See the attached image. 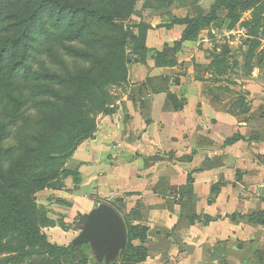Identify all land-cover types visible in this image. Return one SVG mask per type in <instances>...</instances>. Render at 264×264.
Listing matches in <instances>:
<instances>
[{
  "label": "rangeland",
  "instance_id": "obj_1",
  "mask_svg": "<svg viewBox=\"0 0 264 264\" xmlns=\"http://www.w3.org/2000/svg\"><path fill=\"white\" fill-rule=\"evenodd\" d=\"M72 1H91L93 6H97L103 11H106L104 8L111 9L115 7L108 6L110 0ZM111 2L115 5L117 4L116 9H112L118 12L117 15H115V22L121 23L122 26L118 28H123L125 31V47L123 48L126 50V59L128 57V59L130 58L133 60V63H127L128 73L126 79L116 82L107 81L105 73L103 74V72L105 71L108 58L106 55H102L101 52H95L91 54L93 57L89 65L86 63L74 69V75L80 77L82 81L87 82L88 77L82 74H85V71H88L90 68L98 66V70L94 71V74L98 77L97 85L93 88L92 93L86 91L87 95H85L79 91V88L75 87V83L73 85H68L75 94L69 95L67 88L61 86L57 81H53L52 83H40V86L48 91H44L45 95L43 96L34 97V91L31 85L29 88V95H26L28 98L32 97L30 103L27 105L31 108L26 109L27 111L24 117L21 118L15 126H7L6 129L11 134L0 146V150H6L12 146H19V143L32 132H36L35 134L37 135L42 133L44 136L43 150L39 154H29L27 157V164H29L28 168L21 169L19 172L20 174H27L28 176L41 170L58 169L62 172V181L59 182V184L62 185H58L57 187H54L55 185L49 186L48 188L37 191L35 194L36 212L38 213L36 218L40 224L42 233L47 235L48 241L58 245H75L80 247L74 253L62 257V264H76L81 261L83 255L87 252L91 253L94 258L99 259L101 264H109L116 259L119 261L121 260L124 249L129 242H132L134 246L143 244L140 240L143 232L135 226H147L146 224L149 220V207L145 202H142L144 200L142 196L138 198V196L134 195L127 199V195L122 196L125 193L118 191V188H122V181L120 182L121 179L117 180L115 178L118 176L117 170H120L127 180L128 176L131 174L130 168L132 167V163H130V165L127 163L125 167H121L118 165L119 161L125 160V158L130 160L131 157L138 156V153H129L127 156L121 153L118 157L115 155L116 146H119V141H114V138L113 141H109L112 136L104 138V132H101V130L99 131V127H103L104 116L112 115L113 113L106 114L102 111V108L105 106L109 108L116 106L115 113L118 107L122 105L123 110H121L120 115L126 118L131 116L132 113H129L130 110L128 109L127 111L125 106H138L137 103H145V100L149 101L152 99V95L159 93L165 95L167 94V90L173 92L167 85L164 75L161 74V70L158 68L159 66L156 65L154 59L155 55H153L152 52H148L145 58L141 57L139 51L134 48L135 42L133 39L127 38V35H136L139 37L146 27L148 30L154 26L157 28H170L168 24L175 18L207 14L211 11L215 3L214 0H130L126 3H120L118 0H116V2L111 0ZM252 2H254L252 7L240 12V18L233 28L229 26L230 20L227 18L228 11L225 8H220V10H218V20L202 29L199 33L202 37L208 36L211 38L206 45L203 42L199 46L201 48V55L207 60H210V64L216 56L225 54L229 64L227 73H230L231 70L234 71V68L237 67V70L234 71L231 76V79H237V81L225 82V84L229 83V85H233L235 88H241V85L244 83L241 77L243 72L249 73V70L254 65L264 66V21L261 17V15L264 16V0H260L258 3L256 0H252ZM50 23L51 21L49 20V24ZM107 32L112 33L114 37L121 36L119 29L115 30L112 26L102 24L92 27V34L89 36L75 40L72 43H70L69 40H61L56 37L43 38L40 51L36 58L38 69H42L41 62H43V59L48 62L50 58L54 59L60 55H64L67 52L66 49L70 46L74 47L75 50H72V52L78 56H80L81 53L90 54L88 52L94 50L92 45L93 40L97 36ZM199 36H197L196 39H198ZM196 39L194 41H196ZM255 39L260 40L261 45L257 49L252 61H247L245 54H248V50L250 49L249 46ZM42 52L45 53L41 54ZM76 59L79 60V58ZM235 62L236 64L234 67L230 68L231 63L234 64ZM209 69L212 68L210 67ZM212 75V71H208L201 77V79L205 81L206 86L214 87V76ZM139 76L142 78L141 81H138ZM2 83L3 82L0 81V127L2 124L9 123L15 108V103L12 99L7 95L4 97V95L1 94V91L5 92V87ZM180 84L181 81L177 78L171 83L174 87L180 86ZM185 88L187 89L188 85H186ZM233 90V95L226 94L225 96L233 99L235 97V92H238L237 89ZM37 91L38 89H36L35 92ZM210 91L213 95L212 98L215 100V94L218 93L213 92V89H210ZM53 92L56 93L55 97L52 96ZM39 99L43 102L42 109L32 107V105H36L37 102L39 103ZM230 101L231 99L228 101V104ZM55 103H74L76 108H83L82 110H84L83 112H85V114L84 118H80V124L84 125H78L77 112L73 111L72 114L74 117L69 121L71 127L65 126L66 129L64 127H58L59 130L56 135L45 139L46 137L43 132L49 130L53 118V115L49 114V108ZM61 121L64 122V119ZM94 123L96 125V130L93 131L91 135H94V137L83 138L79 141V138H81L79 137V132L82 130L81 128H87ZM116 124L119 127L118 121ZM111 127L112 130L118 129L116 125ZM121 128L120 125V129ZM96 136L100 138L98 140V142L101 143L100 150H108L103 159L109 165V171L107 175L106 173L105 175L97 173L94 179L86 183L87 186L81 188L82 192L78 196L81 204L74 207L72 202H70L72 193L66 189L65 179L69 178L70 184L74 183L77 185L83 183V178H86L88 175L87 173L81 174L79 170L81 164L77 165L76 163H72V157L67 158L63 156L62 153L56 154V152L65 149V147L69 145L72 148L76 147V149L82 148L81 145L86 143V141L93 140ZM107 144H109L110 148L106 146ZM112 147L113 151H111ZM69 150L66 152H69ZM80 163L83 164V162ZM17 165L18 162L16 160L9 159L5 164V171L12 173ZM63 170L70 173V175L63 178ZM79 175L84 177H79ZM76 178H79V182L75 180ZM72 187L75 188L73 185ZM152 188L155 189V191H160V193L164 195L170 191L169 186L164 181L159 182L157 186ZM183 192H185V187L176 189V196L173 198L175 202L181 204V212L183 213V210H185L188 214L199 213L197 207L201 208L202 205L194 204V201H185ZM172 203L173 200L169 199L166 202L167 205H171ZM81 215L87 217L86 222H80ZM43 217L50 221L42 223ZM115 217L121 218L124 222L126 228V241L118 247H110L107 253H103L101 251L104 247V243L101 237H95L89 240L87 237H83V234L88 228H91L100 220L107 221ZM242 227H244V225ZM260 228L256 226L253 229H249V227H247V229H240L236 241H233L232 246L228 243L222 252L220 247L215 246H205L202 248V252L199 247L193 251L188 250L183 245L179 246L178 241L180 238L174 239L173 237L172 239L167 237V239L170 240L171 243H177V247H166L164 249V247H161V245H165L164 236L159 238L152 235V237L145 241L146 246H149V252L153 250L154 253L153 255L150 252L147 259L149 257L153 258L152 261H149L147 264H264V229ZM167 234V236H170V233ZM129 236H132L133 239L129 240ZM195 239L199 241L198 237ZM0 243L7 244L8 247L5 250H10L0 255V264H40L44 256H46V254L32 253L35 249L30 246L21 250L22 241L15 232L0 233ZM190 257H193V259H190Z\"/></svg>",
  "mask_w": 264,
  "mask_h": 264
},
{
  "label": "crops",
  "instance_id": "obj_2",
  "mask_svg": "<svg viewBox=\"0 0 264 264\" xmlns=\"http://www.w3.org/2000/svg\"><path fill=\"white\" fill-rule=\"evenodd\" d=\"M184 29L185 26L179 24L170 28L151 27L146 44L149 48L163 50L166 45L172 46L179 40ZM210 39L200 35L196 41H184L177 53L176 65L158 67L170 89L179 98L186 99L181 110L173 109L166 94L159 93L145 103H137L138 106H125L132 113L126 118L120 115L121 105L112 115L104 116L103 127H99L106 136L104 138L112 136L109 141L113 138L119 141L115 150L117 157L121 153L124 156L138 153L130 160L119 161L121 167L127 163H132V167H129L131 174L127 180L123 172L117 170L115 178L122 181L118 191L125 193L122 196L127 195L126 199L134 195L143 197L142 202L149 207L147 239L152 235L164 236L165 245H161L164 249L177 247V243L167 239L173 237L180 238L179 246L188 250L199 247L201 251L205 246H215L222 252L228 243L232 246L236 241L240 229L256 226L264 229V224L258 220H250L251 214L264 210V66L254 65L249 73L243 72L241 88L225 84L237 81L231 79L237 67L230 73L209 69L210 60L201 55L199 46L203 42L206 45ZM235 64L231 63L230 68ZM208 71L213 73L214 87L206 86L201 79ZM176 78L181 84L174 87L171 83ZM141 80L139 76L138 81ZM210 89L218 93L215 100ZM233 89L238 91L233 99L225 96L233 95ZM113 125L118 129L112 130ZM235 134L240 139L226 144L225 141ZM99 139L96 136L86 141L72 156V163L81 164V174L88 175L86 178L79 175L83 183L77 185L70 184L69 178L65 179L74 207L81 204L78 197L81 188L87 186L97 173L107 175L109 171V165L103 159L108 150H100ZM106 146L110 148L109 144ZM162 181L170 188L165 195L152 188ZM184 187V200L202 205L197 207L199 213L188 214L183 210V214L181 204L173 199L176 189ZM213 187L215 191H212ZM168 199L173 200L171 205L166 204ZM150 252L154 255L153 250Z\"/></svg>",
  "mask_w": 264,
  "mask_h": 264
},
{
  "label": "trees",
  "instance_id": "obj_3",
  "mask_svg": "<svg viewBox=\"0 0 264 264\" xmlns=\"http://www.w3.org/2000/svg\"><path fill=\"white\" fill-rule=\"evenodd\" d=\"M130 0H118L120 3H126ZM215 3L211 11L207 14H200L194 17H178L168 24L172 27L175 24L184 25L182 36L179 40L174 41L173 46L166 45L163 50L149 48L146 44L147 31L146 27L142 34L127 35V38L133 39L135 42L134 48L139 51L141 57H146L148 52L155 55L157 66H174L177 63V53L181 51L184 41L195 40L200 31L205 27L210 26L218 20V10L225 8L227 18L230 20L229 26L233 28L240 18V12L252 7V0H214ZM260 0H256L258 3ZM116 2V0H114ZM108 6L114 8L101 10L97 6H93L91 1L73 2L72 0H0V81L5 87V92L1 91L4 97L7 95L15 103V108L8 124H2L0 127V146L6 141L10 132L6 129L8 125H16L21 118L24 117L28 103L31 98L29 88L32 85L34 97L43 96L44 88L40 83H48L57 81L61 86L67 88L69 95H75L69 88V84L79 88V91L86 94V91L92 93L93 88L97 85V78L94 71L98 70V66L85 71L88 81L74 75V69L91 62V54L101 52L106 55L108 62L105 67V78L107 81L116 82L125 80L128 73L127 63H133L132 59H126L125 47V31L121 27L122 24L116 21L115 15L118 12L117 4H113L111 0ZM110 10V11H109ZM112 10V11H111ZM264 21V16L261 15ZM49 20L51 23L49 24ZM233 22H232V21ZM107 24L119 29L121 36L114 37L112 33L97 36L93 40L94 50L87 53H81L80 56L74 54L73 46L67 48L64 55L57 58H50L48 62L43 59L41 62L42 69H38L36 63L37 54L40 51V46L43 38H60L61 40H69L72 43L75 40L83 39L92 34V27ZM260 40H253L249 46L247 61H252L257 49L260 47ZM123 48V49H122ZM45 53V52H44ZM43 52L41 54H44ZM244 55V54H243ZM51 57V56H50ZM225 54H219L212 60L210 67L216 68L219 73H226L228 68V59ZM76 58H79L76 59ZM252 69V68H251ZM250 69V70H251ZM249 70V71H250ZM36 89H38L37 92ZM53 97L56 93L53 92ZM166 97L172 104L173 109L181 110L185 103V98H179L177 94L167 90ZM34 108L42 109L43 102L38 100ZM83 108H76L74 103H55L49 108V114L53 115L52 124L49 130L44 131L45 139L54 136L59 130L58 127L70 126L69 121L74 117L73 111L77 112L78 125L80 118H84L85 112ZM115 107L109 108L105 106L102 111L106 114L114 113ZM64 119V122L61 120ZM58 120V121H57ZM66 129V128H65ZM64 129V130H65ZM79 132V141L83 138H93L92 133L96 130V125L91 124L87 128H81ZM32 132L27 135L19 146H12L6 150H0V233L15 232L20 237L22 244L20 249L27 246L34 248L32 253L46 254L40 264H62L61 258L70 255L77 251L80 247L75 245H58L48 241L47 235L42 233L40 224L36 218V192L49 186L57 187L62 181V172L58 169L41 170L37 173H32L29 176L20 174L19 170L28 168L27 157L29 154H39L43 150L42 133L40 135ZM70 134V132H69ZM71 135V134H70ZM83 135V137H82ZM240 139V136L235 134L228 138L225 143L231 144ZM25 141V142H24ZM32 144V145H30ZM67 146L65 149L59 150L56 154L62 153L63 156L71 158L76 147ZM1 148V147H0ZM70 149V150H69ZM69 150V152H66ZM26 153V154H24ZM24 155V156H23ZM11 160H16L18 165L14 172L8 173L5 171V164ZM22 164H21V162ZM70 173L63 170V178L68 177ZM79 182V178L75 179ZM57 183V184H56ZM215 187L212 191H215ZM209 218V217H207ZM42 223H47L45 217L42 218ZM251 221L258 220L264 224V210L257 211L250 215ZM136 228L142 230L141 235L142 245L134 246L132 242L127 244L124 249L121 260L111 261L109 264H142L150 255L149 246H146L145 241L148 238V227L137 225ZM133 237L129 236V240ZM7 244L0 243V255L10 250H5ZM109 246H104L102 251L107 253ZM76 264H101L99 259L94 258L91 253H85Z\"/></svg>",
  "mask_w": 264,
  "mask_h": 264
},
{
  "label": "water",
  "instance_id": "obj_4",
  "mask_svg": "<svg viewBox=\"0 0 264 264\" xmlns=\"http://www.w3.org/2000/svg\"><path fill=\"white\" fill-rule=\"evenodd\" d=\"M87 217L82 216L80 222H86ZM83 237H87L92 240L95 237H101L104 246L118 247L126 241V228L121 218L115 217L107 221L100 220L94 224L91 228H88L83 234ZM103 249V248H102Z\"/></svg>",
  "mask_w": 264,
  "mask_h": 264
}]
</instances>
